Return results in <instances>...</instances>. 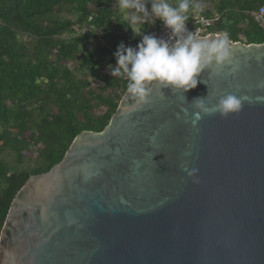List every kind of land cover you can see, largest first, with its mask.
<instances>
[{
    "label": "water",
    "instance_id": "1",
    "mask_svg": "<svg viewBox=\"0 0 264 264\" xmlns=\"http://www.w3.org/2000/svg\"><path fill=\"white\" fill-rule=\"evenodd\" d=\"M227 40L230 62L194 89H154L139 105L125 91L100 132L30 176L0 264L6 253L12 264H264V43ZM227 94L243 98L238 112L193 125L195 98Z\"/></svg>",
    "mask_w": 264,
    "mask_h": 264
},
{
    "label": "trees",
    "instance_id": "2",
    "mask_svg": "<svg viewBox=\"0 0 264 264\" xmlns=\"http://www.w3.org/2000/svg\"><path fill=\"white\" fill-rule=\"evenodd\" d=\"M117 1L0 0V153L15 154L0 158V232L28 178L60 162L82 131L108 124L126 91L125 79L104 72L117 47L134 48L162 26L134 37ZM259 7L264 0H190L186 22L199 14L210 21L202 36L264 43L252 15Z\"/></svg>",
    "mask_w": 264,
    "mask_h": 264
},
{
    "label": "clouds",
    "instance_id": "3",
    "mask_svg": "<svg viewBox=\"0 0 264 264\" xmlns=\"http://www.w3.org/2000/svg\"><path fill=\"white\" fill-rule=\"evenodd\" d=\"M117 8L128 21L127 25H122L130 29L134 37L141 36L144 26L156 21L168 31L167 39L145 34L134 48L121 43L114 53L116 64L115 67L109 65L110 75L126 80V93L136 105L145 103L154 89L170 87L173 92L187 93L197 86V78L207 68L220 69L230 62L226 35L204 38L188 31L190 0H177L175 4L169 0H118ZM242 99L227 94L219 96L212 104L207 96L195 98L193 125L203 115L215 113L225 117L238 112ZM181 167L189 177H195L198 172L186 164ZM6 256L12 264V254L6 253Z\"/></svg>",
    "mask_w": 264,
    "mask_h": 264
},
{
    "label": "built area",
    "instance_id": "4",
    "mask_svg": "<svg viewBox=\"0 0 264 264\" xmlns=\"http://www.w3.org/2000/svg\"><path fill=\"white\" fill-rule=\"evenodd\" d=\"M200 11V9L198 10ZM254 21L262 28H264V7H259L255 12L252 13ZM193 24L187 23L186 27L188 31L193 32L197 37H201L204 29L210 24L208 19L197 14L193 18ZM197 25V26H195ZM195 26V27H194ZM158 38L167 39L168 31L165 30L162 26L155 31L154 33Z\"/></svg>",
    "mask_w": 264,
    "mask_h": 264
},
{
    "label": "rangeland",
    "instance_id": "5",
    "mask_svg": "<svg viewBox=\"0 0 264 264\" xmlns=\"http://www.w3.org/2000/svg\"><path fill=\"white\" fill-rule=\"evenodd\" d=\"M117 3H118V1H117ZM120 12V11H119ZM120 14H121V16L124 18V16H123V14L120 12ZM125 19V18H124ZM108 70H109V68H105L104 69V72L105 73H110V71L108 72ZM123 96V95H122ZM121 96V97H122ZM14 156H15V154H14V152H1L0 153V158H2V159H5L6 161H8V162H13V158H14ZM26 161V164H28V165H32V162H27V160H25Z\"/></svg>",
    "mask_w": 264,
    "mask_h": 264
}]
</instances>
